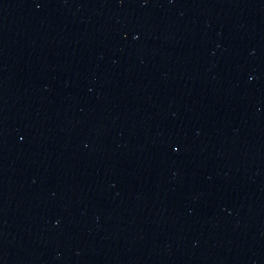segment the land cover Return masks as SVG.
Wrapping results in <instances>:
<instances>
[{"label":"water","instance_id":"95a60500","mask_svg":"<svg viewBox=\"0 0 264 264\" xmlns=\"http://www.w3.org/2000/svg\"><path fill=\"white\" fill-rule=\"evenodd\" d=\"M0 264H264V0H0Z\"/></svg>","mask_w":264,"mask_h":264}]
</instances>
